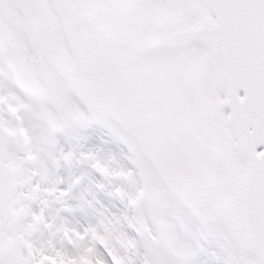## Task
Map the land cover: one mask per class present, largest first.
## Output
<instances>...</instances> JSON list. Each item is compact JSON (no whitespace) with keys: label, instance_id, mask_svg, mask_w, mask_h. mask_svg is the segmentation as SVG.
<instances>
[{"label":"snow or ice","instance_id":"snow-or-ice-1","mask_svg":"<svg viewBox=\"0 0 264 264\" xmlns=\"http://www.w3.org/2000/svg\"><path fill=\"white\" fill-rule=\"evenodd\" d=\"M0 264H264V0H0Z\"/></svg>","mask_w":264,"mask_h":264}]
</instances>
